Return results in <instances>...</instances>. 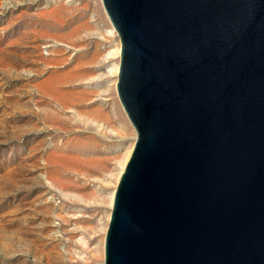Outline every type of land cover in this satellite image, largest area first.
I'll return each mask as SVG.
<instances>
[{"label": "water", "instance_id": "95a60500", "mask_svg": "<svg viewBox=\"0 0 264 264\" xmlns=\"http://www.w3.org/2000/svg\"><path fill=\"white\" fill-rule=\"evenodd\" d=\"M137 139L104 264H264V0H102Z\"/></svg>", "mask_w": 264, "mask_h": 264}, {"label": "rangeland", "instance_id": "374dc122", "mask_svg": "<svg viewBox=\"0 0 264 264\" xmlns=\"http://www.w3.org/2000/svg\"><path fill=\"white\" fill-rule=\"evenodd\" d=\"M119 48L102 0H0V264H104L137 138Z\"/></svg>", "mask_w": 264, "mask_h": 264}, {"label": "bare ground", "instance_id": "6f19581e", "mask_svg": "<svg viewBox=\"0 0 264 264\" xmlns=\"http://www.w3.org/2000/svg\"><path fill=\"white\" fill-rule=\"evenodd\" d=\"M118 52L120 53L121 52V49L119 48V50H118ZM118 66L119 65H117L115 68H114V74H116L117 75V73L119 72V68H118ZM117 80H118V77H117ZM116 84V83H115ZM115 86V85H114ZM117 86V85H116ZM124 110V109H123ZM92 111V110H91ZM93 112V111H92ZM125 112V111H124ZM101 112H99V114L97 115L98 117H101V114H100ZM83 114V113H82ZM126 114V113H125ZM85 115V114H84ZM95 115V114H94ZM88 116V115H87ZM105 115L103 114V117H104ZM102 117V118H103ZM93 118V117H92ZM128 118V117H127ZM96 119V118H95ZM122 119H123V117H122ZM124 120V119H123ZM125 121V120H124ZM125 124H127L126 122H125ZM127 128L129 129V127H128V125H127ZM137 139V138H136ZM131 152V151H130ZM131 154V153H130ZM129 159V158H128ZM127 163V162H126ZM124 169V168H123ZM124 172V171H123ZM123 174V173H122ZM122 176V175H121ZM119 177H117V179H118ZM121 178V177H120ZM120 180V179H119ZM115 192V191H114ZM114 192H112L113 193V195H112V197H111V203H110V205L113 207V202H114V197H115V195H114ZM110 212V211H109ZM112 212V211H111ZM104 242V241H103ZM104 246V244L102 243V248H104L103 247ZM98 252H100V250L98 251Z\"/></svg>", "mask_w": 264, "mask_h": 264}]
</instances>
